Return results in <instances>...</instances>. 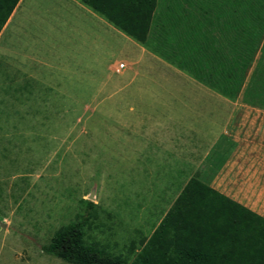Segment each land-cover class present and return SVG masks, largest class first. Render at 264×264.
<instances>
[{
  "label": "rangeland",
  "instance_id": "1",
  "mask_svg": "<svg viewBox=\"0 0 264 264\" xmlns=\"http://www.w3.org/2000/svg\"><path fill=\"white\" fill-rule=\"evenodd\" d=\"M170 3L159 1L146 44L157 41L149 33L160 31ZM39 4L42 20L29 23L33 34H22L18 46L38 80L23 91L17 75L8 83L0 63V264H73L41 247L83 216L87 245L126 264L147 256L169 264L174 234L192 226L185 211L202 181L189 164L171 163L172 151H129L136 109L129 108L127 89L141 82L144 60L130 65L135 44L107 29L104 57H88L83 67L80 16L59 0ZM182 61L194 69L192 60ZM119 62L126 65L115 71ZM224 80L218 77V85ZM121 84L125 89L115 91Z\"/></svg>",
  "mask_w": 264,
  "mask_h": 264
},
{
  "label": "crops",
  "instance_id": "2",
  "mask_svg": "<svg viewBox=\"0 0 264 264\" xmlns=\"http://www.w3.org/2000/svg\"><path fill=\"white\" fill-rule=\"evenodd\" d=\"M39 1L17 0L0 28V63L8 83L17 75L23 91L38 80L18 46L22 34H33L29 23L42 20ZM59 1L82 20L83 62L104 57L107 29L135 44L130 65L144 60L141 82L127 89L129 108L136 109L129 151H172L177 168L189 164L204 184L264 218V0H168L160 31L149 33L157 41L145 46L80 1ZM182 59L192 60L193 74Z\"/></svg>",
  "mask_w": 264,
  "mask_h": 264
},
{
  "label": "trees",
  "instance_id": "3",
  "mask_svg": "<svg viewBox=\"0 0 264 264\" xmlns=\"http://www.w3.org/2000/svg\"><path fill=\"white\" fill-rule=\"evenodd\" d=\"M16 1L0 0V28ZM78 1L137 43L146 45L157 0ZM186 209L188 220L193 219L192 226L183 235L174 234L169 264H264L263 217L199 181L192 187V199ZM84 224L83 216L58 228L41 250L73 264H126L119 256L87 245ZM158 233L157 230L153 235ZM130 264L154 261L147 256Z\"/></svg>",
  "mask_w": 264,
  "mask_h": 264
},
{
  "label": "built area",
  "instance_id": "4",
  "mask_svg": "<svg viewBox=\"0 0 264 264\" xmlns=\"http://www.w3.org/2000/svg\"><path fill=\"white\" fill-rule=\"evenodd\" d=\"M124 66L123 62H119L117 66L115 67V71H119Z\"/></svg>",
  "mask_w": 264,
  "mask_h": 264
}]
</instances>
